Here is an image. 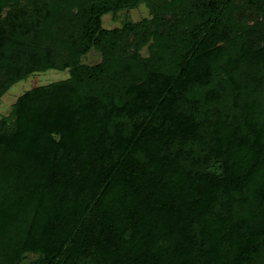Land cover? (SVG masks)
<instances>
[{
	"label": "trees",
	"instance_id": "obj_1",
	"mask_svg": "<svg viewBox=\"0 0 264 264\" xmlns=\"http://www.w3.org/2000/svg\"><path fill=\"white\" fill-rule=\"evenodd\" d=\"M47 69L0 120L12 262L264 264V0H0V97Z\"/></svg>",
	"mask_w": 264,
	"mask_h": 264
},
{
	"label": "rangeland",
	"instance_id": "obj_2",
	"mask_svg": "<svg viewBox=\"0 0 264 264\" xmlns=\"http://www.w3.org/2000/svg\"><path fill=\"white\" fill-rule=\"evenodd\" d=\"M143 17H150V10L144 4H140L134 8L119 11L115 15H108L104 17L103 23L106 27H113L116 25L121 26L126 21H138ZM140 53L146 55V47L142 48ZM100 57L99 51L93 49L88 53L87 56L84 57L83 61L88 64H94L100 60ZM66 77L67 70L57 71L54 69H47L33 72L25 79L15 82L0 97V120L10 113L13 104L17 98L22 95L23 92H25V90L35 86L45 85L57 80H62ZM3 227V231L0 233V264H30V262H36L40 260V255L37 252L24 251L20 253V260L17 262H12L14 261V257H12L10 254L7 256V253L12 250L13 243L9 239L5 241L4 237L5 235L9 236V234H11L13 225L9 223L6 225L4 224Z\"/></svg>",
	"mask_w": 264,
	"mask_h": 264
}]
</instances>
